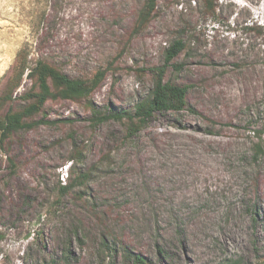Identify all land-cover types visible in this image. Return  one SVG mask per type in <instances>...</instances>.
Here are the masks:
<instances>
[{
    "label": "rangeland",
    "instance_id": "obj_1",
    "mask_svg": "<svg viewBox=\"0 0 264 264\" xmlns=\"http://www.w3.org/2000/svg\"><path fill=\"white\" fill-rule=\"evenodd\" d=\"M199 1L162 0L133 36L144 0H0V95L27 47L73 78L107 70L91 102L132 110L182 40L166 79L196 111L130 138L126 119L94 127L87 102L50 100L47 125L0 142V264H132L125 248L153 264H264V0H220L218 20Z\"/></svg>",
    "mask_w": 264,
    "mask_h": 264
},
{
    "label": "trees",
    "instance_id": "obj_2",
    "mask_svg": "<svg viewBox=\"0 0 264 264\" xmlns=\"http://www.w3.org/2000/svg\"><path fill=\"white\" fill-rule=\"evenodd\" d=\"M162 0H144V4L136 14L132 35L142 33L156 17L158 6ZM201 16L204 19L218 20L220 0H200ZM261 32L260 27L248 28ZM186 46L182 40L176 41L168 48L165 54V64L152 69L155 73V84L150 94L137 103L132 110L108 113L98 110L91 102V97L106 79L107 70H99L91 78H73L56 65L39 59L33 64L30 61V49L24 47L17 55L15 66L8 78L2 95H0V142H5L22 131L34 130L40 125H47L45 119H38L44 112L50 100H70L73 102H87L91 111V122L94 127L110 120L128 121L127 135L132 138L144 129L158 113H180L189 109L196 113L188 104L189 87L172 80H167L166 75L170 67L181 69L176 64L178 57ZM27 77L32 85L20 97L23 102L19 108L14 109L11 104L15 101L14 95ZM7 107V110L5 109ZM5 109V110H3ZM81 184H85L88 177L82 176ZM74 186L63 188L67 194ZM126 258L132 264H153L140 253L128 248L123 249Z\"/></svg>",
    "mask_w": 264,
    "mask_h": 264
}]
</instances>
